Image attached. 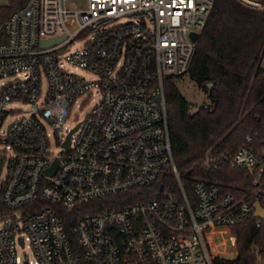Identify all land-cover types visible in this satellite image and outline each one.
<instances>
[{"label":"built area","instance_id":"built-area-1","mask_svg":"<svg viewBox=\"0 0 264 264\" xmlns=\"http://www.w3.org/2000/svg\"><path fill=\"white\" fill-rule=\"evenodd\" d=\"M237 1L264 11V0ZM214 6L27 0L0 23V264H214L238 258L233 226L253 219L264 228L256 217L258 204L264 213V121L234 152L206 154L193 167L207 174L228 165L244 179L234 192L186 178L174 158L166 84L188 75L198 43L191 35L202 34ZM80 40L86 44L72 50ZM13 101L42 106L5 127ZM91 103L54 154L53 135L67 129L76 105ZM134 192L150 194L123 206L97 204ZM60 208L77 210L70 232ZM217 230L227 231L234 258L214 253ZM17 248H30L35 260Z\"/></svg>","mask_w":264,"mask_h":264},{"label":"trees","instance_id":"trees-1","mask_svg":"<svg viewBox=\"0 0 264 264\" xmlns=\"http://www.w3.org/2000/svg\"><path fill=\"white\" fill-rule=\"evenodd\" d=\"M24 1L27 0H11L9 7H0V23L7 21ZM263 60L264 11L251 10L237 0H215L188 73L191 80L208 94L213 109L192 112L189 102L176 85V79L181 77L171 78L166 84L174 158L186 178L221 182L233 192L234 185L243 183V177L228 165L207 174L193 170V167L206 154L234 152L264 121ZM210 83L214 84L212 90L207 88ZM185 184L190 186V180ZM149 194L134 192L97 204L123 206ZM83 209L84 213L90 211L86 206ZM3 211L0 205V213ZM59 212L70 232L77 210L60 208ZM232 233L237 237L238 258H217L214 264H258L254 250L259 251L264 261V228H257L255 221L248 219L233 226ZM210 237L216 241V231ZM213 251L223 256L216 244H213ZM229 251L230 258H234L235 252Z\"/></svg>","mask_w":264,"mask_h":264},{"label":"rangeland","instance_id":"rangeland-1","mask_svg":"<svg viewBox=\"0 0 264 264\" xmlns=\"http://www.w3.org/2000/svg\"><path fill=\"white\" fill-rule=\"evenodd\" d=\"M76 1V0H75ZM26 2L24 1L23 4H21L19 7L24 6ZM11 5V0H0V7H9ZM18 7V8H19ZM86 44V40H80L76 41L72 45V50L74 49H80ZM262 66L264 67V60L262 62ZM68 69L74 70V68L67 66ZM76 74L84 75L82 71H76L74 70ZM176 85L181 94L185 97V99L189 102L191 106V111L194 112L196 107L203 103V102H209V96L208 94L201 89L194 81L191 80L189 75H184L181 78L176 79ZM81 101H79L80 105ZM42 106V102L37 104H30L28 102L23 101H13L8 107V110L15 111L14 113H11L8 115L5 121V127L9 125L10 122H14L20 118H22L25 115H28L33 110L39 108ZM92 107V103L83 109H80L78 105H76L73 108L71 117L68 121V126L66 130H61V132L58 134V136L53 135L51 138V149L54 154H59L61 150V145L63 143L64 138L68 134V129L73 128L77 123L81 122L90 108ZM17 214L19 216L22 215L21 211H18ZM3 225V221L0 219V226ZM236 241L233 240V243ZM218 248L223 252L224 257L230 258V251H229V244H228V235L224 234L222 230H219L218 233ZM18 255L24 260L28 259L31 261H34V256L30 250V248H27L26 250H22L20 248H17ZM237 254L235 253L234 256ZM258 264H264V261L259 262Z\"/></svg>","mask_w":264,"mask_h":264},{"label":"water","instance_id":"water-1","mask_svg":"<svg viewBox=\"0 0 264 264\" xmlns=\"http://www.w3.org/2000/svg\"><path fill=\"white\" fill-rule=\"evenodd\" d=\"M200 37H201V35H199V34H192L191 35V38H192V40H193V42H198L199 40H200ZM64 38H60V39H57V40H50V41H44L43 42V45H51V44H56V43H59L60 41H62ZM60 53H62V52H60ZM213 86H214V84L213 83H210V84H208L207 85V88L209 89V90H212L213 89ZM77 129H75L73 132H75ZM66 146L67 147H69L70 146V137L68 138V141H67V143H66ZM58 166H59V161H57V163H56V165L54 166V168L53 169H51L49 172H48V174L50 175V176H53L55 173H56V170H57V168H58ZM256 217H262V218H264V213L262 212V210H261V206L258 204L257 205V213H256Z\"/></svg>","mask_w":264,"mask_h":264},{"label":"bare ground","instance_id":"bare-ground-1","mask_svg":"<svg viewBox=\"0 0 264 264\" xmlns=\"http://www.w3.org/2000/svg\"><path fill=\"white\" fill-rule=\"evenodd\" d=\"M222 231H223L224 234L227 235V231H225V230H222ZM216 233H217V236H218L219 230H217ZM212 242H213V244H216L218 246V239L216 241H212Z\"/></svg>","mask_w":264,"mask_h":264}]
</instances>
